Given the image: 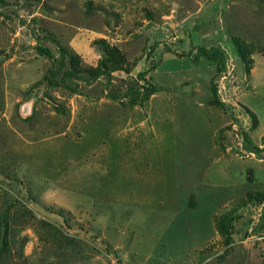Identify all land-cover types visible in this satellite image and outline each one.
I'll use <instances>...</instances> for the list:
<instances>
[{
  "label": "rangeland",
  "instance_id": "1",
  "mask_svg": "<svg viewBox=\"0 0 264 264\" xmlns=\"http://www.w3.org/2000/svg\"><path fill=\"white\" fill-rule=\"evenodd\" d=\"M2 1L0 264H264V1Z\"/></svg>",
  "mask_w": 264,
  "mask_h": 264
},
{
  "label": "trees",
  "instance_id": "2",
  "mask_svg": "<svg viewBox=\"0 0 264 264\" xmlns=\"http://www.w3.org/2000/svg\"><path fill=\"white\" fill-rule=\"evenodd\" d=\"M261 1H264V0H261ZM2 2L3 1L0 0V4ZM51 40L53 42L57 43V41L55 39H53L52 37H51ZM57 45H58L57 46L58 55L60 58L59 59V66L57 69L52 70L50 73L48 83L51 86H59L60 84H64V81L66 79H68V80L78 79L81 81L82 80H96L99 78L100 75H103V74H106L107 78L109 77V73L106 70L105 66L103 64H101L102 65L101 69L99 68L96 71H87L86 72L87 76H85V77L77 74L78 70L71 69L69 71L63 72L60 80L55 81V76H57V74L61 72V68L64 67L66 60L68 58V51L65 48L61 47L58 43H57ZM233 45L235 46V50H236V54H237L238 58L244 64L246 74H248L250 72V64L252 63L251 58L244 54L242 47L238 44V42L235 39H233ZM155 46H156V44H153L150 47V49H149L150 51L148 52V55H150V52L153 50V48ZM195 50H196L195 60H199L200 58H202V59H204V60L215 65V74L211 78V81L209 84V91L211 93L212 104L214 106H216L217 108L224 110L226 108V105L219 98L218 89H217V86L215 84V79L225 72V69H226L225 55L222 52V50L217 46H210V47L197 46V47H195ZM36 51L40 56L46 57V58L50 59L51 61L56 62L55 56L53 55V53L48 48L38 45L36 47ZM147 70L138 74V78L140 80L144 81V84L141 88L142 89L141 92L138 93V91L133 90V89H128V91H127V94L131 93V94H134L136 96L135 98H131V100H130L131 104H133V105L136 103L141 104V103L145 102L152 94L156 93V91H157L156 87L149 80L145 79V76L149 72ZM73 90H75V89H73ZM112 98H116V97L112 96ZM242 137H243L242 138L243 142L245 141V143L250 144L249 137L246 133H243ZM254 150L258 152V150H256V149H254ZM254 153H256V152H254ZM226 219H227L226 215H223L222 218L220 219L219 230H220L221 234L225 235L226 238H228L229 237V231L226 229V225H225ZM5 244H6V241H5V239H3V241L1 242V245H3L5 247ZM2 253H4V248H0V257L2 255Z\"/></svg>",
  "mask_w": 264,
  "mask_h": 264
}]
</instances>
